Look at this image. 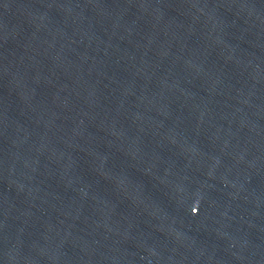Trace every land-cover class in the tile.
Segmentation results:
<instances>
[{"label": "water", "instance_id": "1", "mask_svg": "<svg viewBox=\"0 0 264 264\" xmlns=\"http://www.w3.org/2000/svg\"><path fill=\"white\" fill-rule=\"evenodd\" d=\"M0 264H264V0H0Z\"/></svg>", "mask_w": 264, "mask_h": 264}]
</instances>
